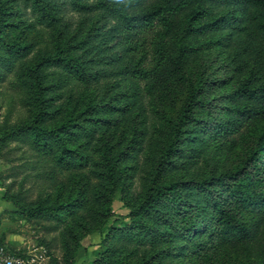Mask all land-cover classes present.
Returning a JSON list of instances; mask_svg holds the SVG:
<instances>
[{"label":"trees","instance_id":"1","mask_svg":"<svg viewBox=\"0 0 264 264\" xmlns=\"http://www.w3.org/2000/svg\"><path fill=\"white\" fill-rule=\"evenodd\" d=\"M7 79L29 117L9 140L51 185L6 200L59 231L65 264L119 191L130 223L94 264H264V0H0Z\"/></svg>","mask_w":264,"mask_h":264},{"label":"rangeland","instance_id":"2","mask_svg":"<svg viewBox=\"0 0 264 264\" xmlns=\"http://www.w3.org/2000/svg\"><path fill=\"white\" fill-rule=\"evenodd\" d=\"M23 11V4H20ZM65 21L70 29L75 31L80 26H86L88 17L74 12L65 7ZM30 14V10L26 11ZM100 25V27H105ZM21 33L16 29L9 37L14 40ZM218 72V68H215ZM218 77H222L219 74ZM0 83V240L7 249L22 257H32L39 261V264H65L63 261V249L58 230L50 229V224L36 223L22 218V210L12 202L6 200L10 196H18L19 193L26 194L28 202L35 200L41 191H44L51 180L45 176L42 179L39 168H33L35 152L31 145L20 143L17 140H9V133L12 129L23 125L28 120V110L24 107L23 96L12 90L11 81ZM127 82H122L126 84ZM162 90L156 94L158 100H162ZM167 108V105H164ZM130 122V121H129ZM147 126L148 119L144 120ZM151 139L142 144L144 149L149 147ZM142 161V157L140 158ZM37 169V171H36ZM141 172H138L132 182L131 194L134 198L143 192ZM66 174L61 172L57 175L58 180L65 181ZM53 179H56L53 177ZM47 191L53 192V188ZM122 192H117L112 204V216L104 232L90 234L84 237L80 246L75 251L71 260L72 264H94L105 251L102 244L105 235L111 228H122L130 223L128 218L129 208L123 202ZM71 264V263H70ZM192 264H207L205 261H194Z\"/></svg>","mask_w":264,"mask_h":264},{"label":"built area","instance_id":"3","mask_svg":"<svg viewBox=\"0 0 264 264\" xmlns=\"http://www.w3.org/2000/svg\"><path fill=\"white\" fill-rule=\"evenodd\" d=\"M0 264H39L32 257H22L10 252L6 247L0 246Z\"/></svg>","mask_w":264,"mask_h":264}]
</instances>
